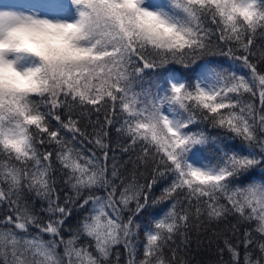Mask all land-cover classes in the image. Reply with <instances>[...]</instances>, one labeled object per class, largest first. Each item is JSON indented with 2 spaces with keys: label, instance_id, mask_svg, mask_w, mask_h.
Here are the masks:
<instances>
[{
  "label": "snow or ice",
  "instance_id": "obj_1",
  "mask_svg": "<svg viewBox=\"0 0 264 264\" xmlns=\"http://www.w3.org/2000/svg\"><path fill=\"white\" fill-rule=\"evenodd\" d=\"M72 3L79 19L57 23L78 30L81 58L45 65L44 86L33 93L0 94V264H121L118 245L123 264H179V237L230 215L236 242L224 240L219 264H264V69L257 66L264 0ZM48 22L0 9V35ZM216 55L247 74L208 59ZM200 61L194 77L169 71L163 83L148 79ZM85 119L91 133L81 127ZM200 124L222 129L223 138L194 130ZM116 125L128 160L113 155L109 164ZM80 138L96 150L86 155L76 147ZM236 139L239 145L228 143ZM209 144L210 158L201 152ZM57 173L70 193L61 195ZM160 182L166 186L152 197ZM165 203L140 245L137 217ZM77 211V227L65 229ZM239 225L250 227L236 235Z\"/></svg>",
  "mask_w": 264,
  "mask_h": 264
},
{
  "label": "trees",
  "instance_id": "obj_2",
  "mask_svg": "<svg viewBox=\"0 0 264 264\" xmlns=\"http://www.w3.org/2000/svg\"><path fill=\"white\" fill-rule=\"evenodd\" d=\"M264 47V41L257 40V48L260 49ZM227 51V49H225ZM214 63L222 64L224 67H233L236 68L241 74H247L248 70L243 67L240 62H233L227 55H216L213 57H209ZM255 57L253 60L255 61ZM203 61L198 62L196 65L192 67V69H183L178 65H169L164 69H160L157 72H152L148 74L149 80H159L163 83L164 77L169 73V71H174L182 74L184 77H194L201 70V66ZM258 68L264 69V62H258ZM34 99H39L38 97H34ZM258 104L259 101L257 100ZM55 124V121L52 122ZM81 127L87 128V131L91 133L92 129L88 126L86 119L82 120ZM114 126L109 130V155L110 160L109 164H111V157L114 155L117 158V162H126L128 160L127 154H122L120 151V146L124 144L125 138L121 137L115 130ZM204 130L210 136H220L223 138V130L222 129H213L211 126L207 124H200L198 127L194 126V130ZM83 140V138H80ZM229 144L239 145V140H229ZM77 148H82L85 151L86 155H90L91 150H96L95 146L89 143L87 140H83L82 143L78 140L76 142ZM213 144H209L203 146L201 148V152L206 157H212L214 155ZM58 164V162H57ZM131 164L127 165L128 169H131ZM57 185L58 190L63 196L66 193H70V188L66 187L63 184L59 174L57 173ZM141 182H144L143 177L140 178ZM166 186L165 182H160L152 189L151 196L159 197L162 189ZM100 194H103L102 192ZM36 209H39L43 206L42 202L39 200L35 201ZM169 207L168 203L159 204L154 207L145 209V211L137 217V221L141 224V230L139 232V244L142 245L144 242V230L147 226L152 222L153 217L160 216L163 211H165ZM6 209H0V216L4 214ZM82 219V214L80 211L75 212L72 216L68 218L65 223V229L72 228L75 229L78 225L79 220ZM203 219V218H202ZM237 225V218L234 215H230L227 220L223 222H207L205 221L200 227H193L189 229L187 239L185 241L184 237H179L176 241L177 244V259L179 264H219L220 256L218 250L224 247V240L229 239L233 243L236 242V236L233 235V226ZM246 227H250V225H239L238 232L236 235H241ZM71 232L65 230L63 232L64 238L68 239L71 236ZM45 239H49L47 235L44 237ZM88 241L87 237H81L78 243L84 244ZM94 251L93 249H90ZM58 251L62 254L63 248L61 247ZM114 252L120 253L121 264L126 260V252L122 246H115L113 249ZM228 254L224 253V260H227Z\"/></svg>",
  "mask_w": 264,
  "mask_h": 264
},
{
  "label": "clouds",
  "instance_id": "obj_3",
  "mask_svg": "<svg viewBox=\"0 0 264 264\" xmlns=\"http://www.w3.org/2000/svg\"><path fill=\"white\" fill-rule=\"evenodd\" d=\"M48 21L0 35V94L33 93L44 86L45 65L75 61L83 55L78 48L80 34L74 26ZM25 56L39 60L42 66L21 70V57Z\"/></svg>",
  "mask_w": 264,
  "mask_h": 264
},
{
  "label": "rangeland",
  "instance_id": "obj_4",
  "mask_svg": "<svg viewBox=\"0 0 264 264\" xmlns=\"http://www.w3.org/2000/svg\"><path fill=\"white\" fill-rule=\"evenodd\" d=\"M0 9L32 14L52 22L75 23L79 19L78 9L72 0H0ZM21 59V70L42 66L35 58L25 56ZM175 73L180 75L178 72Z\"/></svg>",
  "mask_w": 264,
  "mask_h": 264
}]
</instances>
